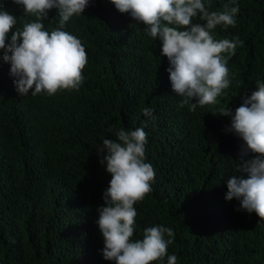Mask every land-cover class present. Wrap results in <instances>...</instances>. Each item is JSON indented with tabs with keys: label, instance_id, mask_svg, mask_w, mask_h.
<instances>
[{
	"label": "trees",
	"instance_id": "obj_1",
	"mask_svg": "<svg viewBox=\"0 0 264 264\" xmlns=\"http://www.w3.org/2000/svg\"><path fill=\"white\" fill-rule=\"evenodd\" d=\"M225 4L235 6L211 0L210 11ZM236 4V25L212 32L239 40L234 55L222 54L229 87L194 111L171 88L162 42L111 0H89L65 22L87 53L79 90L21 95L0 49V264H115L103 258L97 223L111 180L100 162L107 150L98 148L121 128L144 129L145 162L155 171L152 191L134 204L133 239L160 225L174 232L167 251L177 264H264V220L225 198L245 142L230 130L231 116L212 114H234L264 83V0ZM0 7L16 16L15 27L35 20L14 0ZM59 21L54 8L42 23L51 31Z\"/></svg>",
	"mask_w": 264,
	"mask_h": 264
},
{
	"label": "clouds",
	"instance_id": "obj_2",
	"mask_svg": "<svg viewBox=\"0 0 264 264\" xmlns=\"http://www.w3.org/2000/svg\"><path fill=\"white\" fill-rule=\"evenodd\" d=\"M121 13H130L135 21L147 26L148 36L162 42V55L169 60V79L173 92L182 97L180 106L194 111L197 106L215 104L222 90L230 84L228 56L235 54L238 38L217 40L212 35L217 26L234 27L240 11L225 4L222 10L210 11L211 0H111ZM23 5L25 14L35 20L17 25L16 16L0 7V49L3 59L10 62L16 77L17 91L27 96L42 92L53 95L59 90H79L83 69L88 59L80 39L63 30L65 22L83 14L89 0H14ZM60 16L59 26L47 31L42 21L51 9ZM198 17L203 23L194 22ZM15 29V30H14ZM9 33H11L9 37ZM10 40L6 44V41ZM195 101V102H194ZM147 117L151 108L142 109ZM231 116V129L242 138L245 146L236 164L238 174L227 181L226 199L236 198L248 213L255 212L264 220V83L234 114L228 107L218 113ZM116 139H103L98 151L107 150L100 161L111 174L103 194L105 204L97 211L99 229L104 238L102 255L115 264H177L175 254L168 255L174 232L156 225L146 227L142 239H133L137 211L134 204L152 191L155 171L145 162L147 133L143 128L115 131ZM251 153L252 155H249ZM167 235L168 239H165Z\"/></svg>",
	"mask_w": 264,
	"mask_h": 264
}]
</instances>
